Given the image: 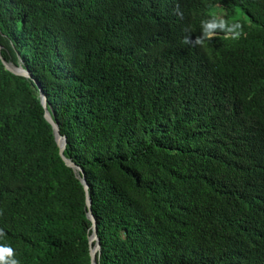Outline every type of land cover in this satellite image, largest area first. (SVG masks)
<instances>
[{
  "label": "trees",
  "instance_id": "1",
  "mask_svg": "<svg viewBox=\"0 0 264 264\" xmlns=\"http://www.w3.org/2000/svg\"><path fill=\"white\" fill-rule=\"evenodd\" d=\"M0 44V264H91L40 90L98 264H264V0H0Z\"/></svg>",
  "mask_w": 264,
  "mask_h": 264
},
{
  "label": "water",
  "instance_id": "2",
  "mask_svg": "<svg viewBox=\"0 0 264 264\" xmlns=\"http://www.w3.org/2000/svg\"><path fill=\"white\" fill-rule=\"evenodd\" d=\"M1 51H2V46L0 44V56H1ZM1 61L4 65L5 69L8 72H10L14 75H17V76H22L24 78L31 79V75L24 68L16 67L12 64H8L2 57H1ZM40 98H41L42 107H43L44 112H45L44 118H45L46 122L53 129L55 139H56V144L59 148V155H60L62 161L66 164L67 167L73 169L74 171H79L82 174V177H83L82 183L84 185V190L86 193V207L88 209V218L92 222V228H93V234L89 240L91 264H98L97 258H98V255L101 254L102 249H101L100 239L98 237L97 222H96V219H95L93 212H92V201L89 198V194H88L89 186L86 182V179L84 177V172L82 171V169L80 167H78L75 163H73L72 160L67 159L65 157L64 151H65L66 146H67V139L65 136H63L60 133L58 125L54 122L53 118L49 114L48 105H47L48 99L41 90H40ZM94 244H95V246L93 247Z\"/></svg>",
  "mask_w": 264,
  "mask_h": 264
},
{
  "label": "clouds",
  "instance_id": "3",
  "mask_svg": "<svg viewBox=\"0 0 264 264\" xmlns=\"http://www.w3.org/2000/svg\"><path fill=\"white\" fill-rule=\"evenodd\" d=\"M185 33L183 43L190 47L203 46L207 41L215 39L220 33H223L226 39L230 38L232 40H239L244 35L240 23H230L221 14H218L215 8L211 9L207 18L201 21L200 34L193 38L190 29H185ZM10 264H18V262L12 259Z\"/></svg>",
  "mask_w": 264,
  "mask_h": 264
},
{
  "label": "rangeland",
  "instance_id": "4",
  "mask_svg": "<svg viewBox=\"0 0 264 264\" xmlns=\"http://www.w3.org/2000/svg\"><path fill=\"white\" fill-rule=\"evenodd\" d=\"M217 12V11H216Z\"/></svg>",
  "mask_w": 264,
  "mask_h": 264
}]
</instances>
